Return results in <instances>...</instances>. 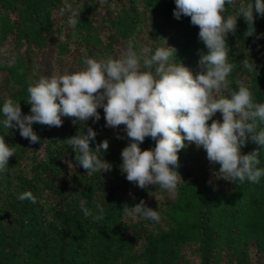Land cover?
I'll return each instance as SVG.
<instances>
[{
    "label": "trees",
    "instance_id": "obj_1",
    "mask_svg": "<svg viewBox=\"0 0 264 264\" xmlns=\"http://www.w3.org/2000/svg\"><path fill=\"white\" fill-rule=\"evenodd\" d=\"M65 2L0 0V108L11 98L30 114V84L79 71L89 57H119L129 43L136 51L171 46L194 75L200 71L207 49L190 17L173 16L175 0H67L71 12ZM247 2L226 4L224 15H235ZM72 12L75 27L68 23ZM247 27L238 17L236 33L226 37L228 61L236 65L229 85L235 90L243 81L254 102L264 103V17H256L253 36L245 37ZM246 56L256 65L251 73L242 67ZM98 111L100 120L87 122L97 133L90 147L109 141L108 151L98 155L112 170L91 175L66 141L86 132L84 122L62 117L61 127L34 124L40 142L31 144L18 129L3 126L0 112V136L16 153L0 172V264H258L264 258V176L258 183L217 178L219 165L209 163L202 147L186 143L178 153L182 179L175 192L159 185L140 189L120 170L121 151L130 142L125 126L106 127L103 109ZM213 119L222 122V114ZM154 144L146 137L140 147ZM257 147L249 140L241 152ZM259 159L264 168V150ZM25 191L35 204L18 199ZM141 200L160 213L159 222L123 212L125 204ZM81 201L94 214L102 205L104 219L85 217Z\"/></svg>",
    "mask_w": 264,
    "mask_h": 264
},
{
    "label": "clouds",
    "instance_id": "obj_2",
    "mask_svg": "<svg viewBox=\"0 0 264 264\" xmlns=\"http://www.w3.org/2000/svg\"><path fill=\"white\" fill-rule=\"evenodd\" d=\"M233 3L234 0H175L173 16L177 20L190 17L207 49L200 56V71L195 75L176 58V49L171 46L154 50L144 46L136 51L129 43L119 57H89L79 71L42 76L30 84L26 100L31 105L30 114L22 113L19 102L5 99L0 108L5 117L3 126L18 129L22 138L35 144L40 137L33 130L34 124L61 127L62 117L72 118L74 124L84 122L86 132L78 131L66 139L67 144L75 151L77 164L90 175L106 173L112 170V164L98 154L108 151L109 141L104 139L95 149L90 147L97 133L87 125L89 119L94 123L100 120L98 109L102 108L106 127L125 126L130 142L121 151L120 170L140 189L159 185L169 193L175 192L182 179L178 153L186 143L202 147L209 163L219 165L217 178L258 183L264 176V168L258 167L264 150V103L254 102L253 93L243 81L235 90L230 88L228 76L236 65L228 61L226 37L236 33L238 17L248 25L245 37L253 36L256 17H264V0L240 3L236 14L226 17L225 6ZM71 7L66 0L65 9L71 12ZM76 17L72 12L70 26L75 27ZM242 67L249 73L256 69L247 56ZM217 112L222 114V122L213 119ZM146 137L155 144L142 150L140 145ZM117 138H122L119 133ZM249 140L258 147L242 154L241 148ZM14 154L15 150L0 136V172L6 170ZM68 165L70 168V161ZM18 199L37 202L31 191L21 193ZM85 204L81 201L85 217L104 219L102 205H96L94 214ZM122 210L133 219L161 220L160 213L143 200L131 207L125 204Z\"/></svg>",
    "mask_w": 264,
    "mask_h": 264
},
{
    "label": "rangeland",
    "instance_id": "obj_3",
    "mask_svg": "<svg viewBox=\"0 0 264 264\" xmlns=\"http://www.w3.org/2000/svg\"><path fill=\"white\" fill-rule=\"evenodd\" d=\"M258 264H264V258Z\"/></svg>",
    "mask_w": 264,
    "mask_h": 264
}]
</instances>
